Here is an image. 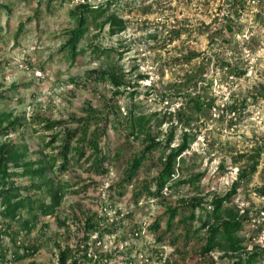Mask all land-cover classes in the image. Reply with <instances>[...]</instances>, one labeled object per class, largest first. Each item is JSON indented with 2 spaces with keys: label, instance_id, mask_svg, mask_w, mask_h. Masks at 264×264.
Returning a JSON list of instances; mask_svg holds the SVG:
<instances>
[{
  "label": "rangeland",
  "instance_id": "1",
  "mask_svg": "<svg viewBox=\"0 0 264 264\" xmlns=\"http://www.w3.org/2000/svg\"><path fill=\"white\" fill-rule=\"evenodd\" d=\"M100 1L0 0V126L20 121L0 133V153L12 142L26 147L24 161L54 153L60 141L48 145L51 134L61 136L77 123L74 118L105 113L111 104L121 106L122 117L132 109L148 118L135 134L122 124L109 127L104 140L112 152L121 153L108 172H96L82 159V165L60 173L61 198L49 213L44 210L50 193L32 186L24 194L35 202L21 209L12 227L0 213V254L6 252L1 263L60 264V250L70 246L76 264H232L238 253L227 243L201 250L207 227L194 230L201 223V206H196L190 236L188 221L180 218L192 211V203H207L227 191L238 174L233 156L264 142V0H244L235 31L222 34L218 28L230 11L228 0H112L104 15H89L73 58L65 42L77 25V6ZM111 11L126 18L124 29L113 31L106 20ZM189 50L200 54L187 60ZM190 71L196 76H185ZM198 93L214 97L211 109L192 107ZM45 119L65 122L45 129ZM186 130L188 147L174 178L181 181L159 196L150 194L144 182L155 188L151 181L161 158L181 144ZM154 138L163 144L132 180L120 185L133 158ZM262 166L228 201L248 208L240 230L248 249L264 244V195L255 189L264 181ZM35 180L11 175L4 185ZM173 207L178 215L169 227ZM88 217L95 227L86 223ZM24 218L31 227L22 225ZM32 244L38 245L34 254L14 255L15 249L29 252L25 246Z\"/></svg>",
  "mask_w": 264,
  "mask_h": 264
},
{
  "label": "trees",
  "instance_id": "2",
  "mask_svg": "<svg viewBox=\"0 0 264 264\" xmlns=\"http://www.w3.org/2000/svg\"><path fill=\"white\" fill-rule=\"evenodd\" d=\"M112 0H101L96 5H90L87 3H79L75 12L77 18V25L69 29L68 38L65 42V47L69 49L70 55L76 58L79 53L78 42L86 33V23L89 15L91 14L95 18L104 15L109 11ZM230 2V11L224 18V22L221 27L218 28L219 33L225 32L233 33L236 25H238L243 12L244 0H228ZM106 20L109 21L113 31L118 29H124L126 25V18L119 14L117 11H111L107 14ZM117 28V29H116ZM224 39L225 36H222ZM200 51L189 50L185 55V59L192 60L198 56ZM226 63V62H224ZM230 64V62H227ZM203 69L202 66H200ZM235 69L234 67H231ZM236 73H242L244 70H240ZM195 71L186 72L185 76H196ZM113 81L120 84L115 74ZM214 97H205L198 93L191 98L192 107L198 110L206 111L207 108L211 109L214 103ZM90 111H96L93 106H89ZM113 116H110V114ZM122 109L120 105L111 104L105 113H95L88 117L74 118L77 123L72 127H67L64 133L60 136L58 133L51 134L48 139V145H53L57 140L59 149L51 154H46L42 158H32L24 161V157L27 153L26 147L22 144L12 142L3 148L0 153V201L2 209L0 213L7 221V226L12 227L13 222L22 217L21 209L25 206L32 205L35 199L31 194H24L30 187L46 188L51 196V203L46 205L45 213H49L56 204L59 203L62 192V182L60 180V173L68 170L71 165L80 163L82 165V159L89 163V167L99 173H106L109 171V166L116 158V154L120 155L121 151L116 150L112 152L106 139L108 136L109 127H115L119 129L122 126L126 129L128 134H135L143 131L146 123V115L136 114L132 109L126 112L125 116H120ZM45 129H54L58 125H63L64 119H45ZM18 119H13L8 125L4 127L0 126V133L8 130L10 127H16ZM5 129V130H4ZM184 140L176 148L165 152L161 158V167L158 173L152 178L151 183L155 188H150V181L144 182V187L150 194L159 196L163 193L164 188L171 185H177L181 180H174L177 172L180 173L181 164L179 156L188 147V132L186 130ZM165 143V149L170 146L171 138H167ZM163 140L160 138L152 139L143 149L139 150L137 155L133 158L129 168L126 170L120 185L123 182L132 180L143 161L150 156V152L160 144H163ZM264 142L257 143L252 146L248 151L238 152L233 156L235 162L239 163L237 177L233 180L230 188L223 194L216 195L209 202L197 201L192 203L193 208L189 214H185L180 218V222L188 221L186 226V233L191 235L193 227V220L196 217V206H201L202 213L200 215L201 223L194 230L200 231L202 228L207 227V232L204 237V243L201 246V250L204 253L210 252L219 246L228 244L231 251L237 252V257L232 264H255L256 262L264 259V244L255 245L253 248L248 249L247 245L243 244L244 237L240 234L246 217H248V208L237 207L229 204L228 201L232 200L244 184L259 170L261 163L264 168ZM83 160V161H84ZM12 164V165H10ZM11 175L29 176L36 179L35 182L28 185H11L6 186L4 183ZM200 179L199 177H196ZM258 194L264 195V181L255 186ZM178 215V210L173 207L169 211L168 225L172 227L175 217ZM86 223L89 226L95 227L92 217H88ZM22 225L31 227V221L29 218L22 219ZM158 226V225H157ZM19 233V232H18ZM161 234L159 237L161 238ZM187 236V237H188ZM13 243L16 244L17 236L12 235ZM18 247V246H17ZM31 247V248H30ZM27 251L24 254L16 253L14 255L23 257L27 254H34L38 245L32 244V246H25ZM29 249V250H28ZM31 250V251H30ZM73 248L66 246L59 252L60 264H67V259L71 257L69 264H76L77 258L73 255ZM6 259V252L0 254V264L2 260ZM36 264L34 260L31 262Z\"/></svg>",
  "mask_w": 264,
  "mask_h": 264
}]
</instances>
